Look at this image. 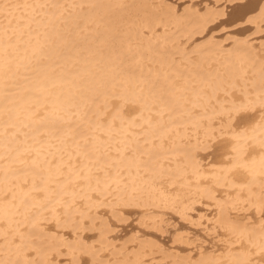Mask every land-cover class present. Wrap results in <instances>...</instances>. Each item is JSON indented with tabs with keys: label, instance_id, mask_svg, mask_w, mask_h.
<instances>
[{
	"label": "bare ground",
	"instance_id": "1",
	"mask_svg": "<svg viewBox=\"0 0 264 264\" xmlns=\"http://www.w3.org/2000/svg\"><path fill=\"white\" fill-rule=\"evenodd\" d=\"M210 1L0 0V264H264V0Z\"/></svg>",
	"mask_w": 264,
	"mask_h": 264
},
{
	"label": "rangeland",
	"instance_id": "2",
	"mask_svg": "<svg viewBox=\"0 0 264 264\" xmlns=\"http://www.w3.org/2000/svg\"><path fill=\"white\" fill-rule=\"evenodd\" d=\"M172 2H174V3H180V5H185V4H187L188 3V0H171ZM180 1V2H179ZM256 1V0H255ZM195 2L197 3V4H200V6L201 7H204V3L205 2H211L210 0L208 1V0H195ZM249 2H254V0L252 1V0H249ZM232 7V6H231ZM230 6L228 7V9H227V11H229L228 13H227V19H228V23H225V26H233V25H236V24H238V23H240L242 20H236V19H232V20H230L231 18H232V16H236L237 14H238V9H237V7H236V9H235V7H232L231 8ZM232 11V13H230ZM237 12V13H236ZM232 15V16H230V15ZM229 15V16H228ZM229 17V18H228ZM231 17V18H230ZM226 20V19H225ZM230 20V21H229ZM236 20V21H235ZM232 22V23H231ZM236 22V23H235ZM221 29V27L220 28H218V32H219V30ZM239 29H240V27H238L237 28V30L239 31ZM237 30H230V33H232V34H237ZM237 31V32H236ZM239 33V32H238ZM240 34V33H239ZM218 35H222V33H220L219 32V34ZM262 38H264V35L262 36ZM244 118V117H243ZM218 149V148H217ZM216 154H217V152H215ZM214 154V153H213ZM212 154V156L213 157H215V155H213ZM130 217V219L127 221V223L125 222V223H123V224H117L116 226H119L118 227V233L120 234V232H121V235H122V240H124V239H128L132 234H134L136 231H137V229L139 228V226H137V222H136V220H137V218H138V215H130L129 216ZM183 222H179L178 223V227H180V230L183 232V231H186V230H188L187 228H185L186 227V225H184V223L182 224ZM125 224V225H124ZM184 225V226H183ZM121 226H123V227H121ZM184 228V229H183ZM171 229H173V228H171ZM117 230V229H116ZM141 230H142V233H145L147 236H149V237H151L152 239H156L157 241H160V242H163V243H165L168 247H173L172 245V241H173V239H174V237H175V233L171 230V231H169V232H167V233H164V234H161V233H159L158 234V232H155L154 230H144V228H141ZM197 231V230H196ZM199 232L200 231H198V232H196V233H194L195 235L194 236H197L196 234H199ZM150 233H152L151 235H150ZM156 234H158V235H156ZM170 234V235H169ZM171 236V237H170ZM176 248H180V250H182V251H187L188 249H186V248H184V246H180V247H176ZM182 248V249H181ZM88 263V262H87ZM155 264H159V263H155Z\"/></svg>",
	"mask_w": 264,
	"mask_h": 264
}]
</instances>
